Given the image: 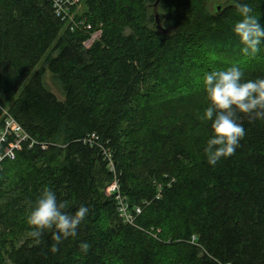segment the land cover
Returning a JSON list of instances; mask_svg holds the SVG:
<instances>
[{
	"label": "trees",
	"instance_id": "16d2710c",
	"mask_svg": "<svg viewBox=\"0 0 264 264\" xmlns=\"http://www.w3.org/2000/svg\"><path fill=\"white\" fill-rule=\"evenodd\" d=\"M83 1L84 17L103 31L90 49L88 32L71 30L48 0H0V130L7 109L36 142L0 168V264H264V119L241 114L246 135L215 166L202 119L203 75L227 68L207 53L264 61V45L245 56L232 32L238 3L264 24V0L214 11L210 0ZM193 69L196 87L184 83ZM242 70L264 78V67ZM103 148L130 206L143 209L133 226L105 193L114 175ZM45 188L70 214L89 209L55 252L56 230L37 240L27 223Z\"/></svg>",
	"mask_w": 264,
	"mask_h": 264
},
{
	"label": "clouds",
	"instance_id": "9594fccd",
	"mask_svg": "<svg viewBox=\"0 0 264 264\" xmlns=\"http://www.w3.org/2000/svg\"><path fill=\"white\" fill-rule=\"evenodd\" d=\"M236 14L239 19L232 25V32L242 45V53L255 57L261 45H264V24L260 23L248 3H238ZM202 84L208 102L202 119L210 122L212 130L203 152L207 163L215 166L221 159L234 155L244 139L246 131L239 122L241 114L264 119V78L245 79L242 68L233 64L205 72ZM67 207L66 202L58 200L55 191L45 188L27 217L32 229L30 237L39 240L47 230L55 229L53 252L58 250L62 237H75L89 209L80 206L75 213L70 214L66 211ZM89 247L87 243L80 244L85 254Z\"/></svg>",
	"mask_w": 264,
	"mask_h": 264
},
{
	"label": "built area",
	"instance_id": "2783aa9c",
	"mask_svg": "<svg viewBox=\"0 0 264 264\" xmlns=\"http://www.w3.org/2000/svg\"><path fill=\"white\" fill-rule=\"evenodd\" d=\"M56 17L61 19L71 30L79 25L89 34L87 41L83 43L85 49H90L96 41H99L103 35L102 27L93 28L86 19H80L77 13L84 6L83 0H48ZM3 127L0 130V168L7 160H14L16 149L23 144H29L34 147L35 140L23 129V127L12 117L7 109H2ZM43 147H46L43 144ZM105 160L107 161L108 171L114 175L112 182L107 186L105 193L108 197L115 200L119 217L125 224L134 225L137 217L142 214V207L130 206V203L122 193L120 181L115 174L113 163V153L111 149H102Z\"/></svg>",
	"mask_w": 264,
	"mask_h": 264
},
{
	"label": "rangeland",
	"instance_id": "374dc122",
	"mask_svg": "<svg viewBox=\"0 0 264 264\" xmlns=\"http://www.w3.org/2000/svg\"><path fill=\"white\" fill-rule=\"evenodd\" d=\"M225 3H227V0H210L209 5H210L211 10L214 11V6L221 5V4H225ZM85 10H86V8L83 5H81V7H80V9H79V11L77 13L78 17H81V16L84 17L85 12H86ZM84 18H86V17H84ZM86 20H88V19L86 18ZM160 25H161V21H160ZM162 29H163V27H162ZM206 56H207V58L205 57L204 59H206L207 61H210V63H212V64H218V65L223 66V67L224 66L225 67L231 66V65H228L229 63L237 64L241 68L243 66H248V65H250V66H256L257 65V66H261L262 68L264 67V61H262L260 59L259 60H254V61H252L250 63V62H247L246 58H242V57H239L238 58V55H236V54H230V55H227V56H221V57H219L218 55L209 52V53L206 54ZM193 72H195V73H193ZM188 73L189 74L186 75L184 83L187 82L188 84L191 85V87L198 86L197 70L196 69H193L192 71L190 70ZM180 78H181L180 81L183 82V78L181 76H180ZM45 81H46V84L48 85L49 89L60 100H63V95L61 93V90L56 85V83L53 80V78H52V76H51L50 73H47L46 74ZM58 143L61 146V142L58 141Z\"/></svg>",
	"mask_w": 264,
	"mask_h": 264
},
{
	"label": "water",
	"instance_id": "95a60500",
	"mask_svg": "<svg viewBox=\"0 0 264 264\" xmlns=\"http://www.w3.org/2000/svg\"><path fill=\"white\" fill-rule=\"evenodd\" d=\"M217 9L220 10L221 9V5H216ZM156 23H157V28L158 29H162L161 25H160V17L159 15L157 14L156 15Z\"/></svg>",
	"mask_w": 264,
	"mask_h": 264
}]
</instances>
